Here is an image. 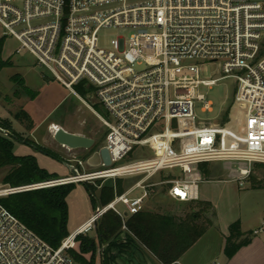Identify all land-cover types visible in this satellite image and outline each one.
<instances>
[{"label":"built area","instance_id":"built-area-1","mask_svg":"<svg viewBox=\"0 0 264 264\" xmlns=\"http://www.w3.org/2000/svg\"><path fill=\"white\" fill-rule=\"evenodd\" d=\"M0 25L4 38L19 42L16 54H31L100 120L112 161L78 178L0 188V200L73 183L136 180L56 249L0 202V264H76L69 252L77 238L110 211L123 221L142 212L157 175L167 174L162 183L171 200L191 204L200 201L201 165L240 166L233 173L240 187L254 165H264V0H0ZM106 30L118 35L102 43ZM4 46L0 71L8 61ZM214 64L222 76L206 79L202 68ZM227 79L243 115L239 130H177L176 122L201 121L197 105L213 111L201 91ZM80 84L92 90L89 98L76 93ZM137 150L151 157L121 164ZM136 190L143 195L131 198ZM261 236L264 222L251 233Z\"/></svg>","mask_w":264,"mask_h":264},{"label":"rangeland","instance_id":"rangeland-1","mask_svg":"<svg viewBox=\"0 0 264 264\" xmlns=\"http://www.w3.org/2000/svg\"><path fill=\"white\" fill-rule=\"evenodd\" d=\"M117 35V30H106L101 37V42H109L110 39ZM1 40L5 44L3 56L8 61L0 71V125L2 126L0 129L9 132V135L1 131L0 135L14 139V155H32L36 157L41 168L50 174L57 175L52 180L74 177L72 172L67 171L63 162L75 167L80 175L100 170L102 159L99 152L104 147L107 137V130L100 120L75 95L55 81L50 72L40 67L31 54L26 51L16 54V51L20 48L19 42L14 38H4V29L0 25V43ZM201 72L206 79H216L222 76L218 64L206 65ZM14 77H19L34 94L24 91L14 81ZM201 93L205 94L207 100L213 103V111L203 113V105H197L196 115L201 121L184 122L180 126L178 125L179 122H176L177 130L185 136L192 129L208 128L210 126H216L221 131L233 130V132H237L243 122V115L241 110L233 104L234 81L231 79L223 80L212 89H202ZM22 111L29 114L34 124L33 127L37 124L39 125L37 130L29 128L30 122H24L23 124L21 121L16 120L15 115L20 114ZM47 116L49 118L44 120ZM7 125L11 126L13 130L8 131L6 129ZM52 126L93 139L95 146L90 150L71 151L64 148L55 141L54 131L50 129ZM15 138H17V141H15ZM230 139L232 137H228V142ZM37 147L47 149L57 159L37 151L35 149ZM151 154L147 151L137 150L122 161L121 164L126 165L141 159H147L151 157ZM79 162H82L83 166H80ZM227 166V164L219 163L208 164L207 168L210 171V175H203V178L214 181H203L201 183L200 198L201 200L208 199L215 207V211L204 215L213 221L214 226L180 261L174 264H225L224 247L226 237L223 234L225 233L227 236L229 225L240 220L243 230L247 233L252 229L259 228L264 222V166L254 165L249 179L241 187L233 180L235 178L233 173L237 174L240 166L239 169L235 167L231 170H226ZM10 170V167L0 170V188H15L6 183L5 180L9 176ZM166 176L167 174L157 175L151 180L158 186L151 191L143 211L182 218H186L191 214L201 213L202 209L199 204H180L167 196L166 186L162 183ZM123 180L125 181L121 183V187L124 192L136 182L135 179L130 178ZM116 181L107 180L99 183L97 181L94 184H85L92 185L98 201L102 187L112 186L116 192L119 186L118 183L116 185ZM75 184L77 186L76 190L67 199L69 206L68 223L70 225L87 213L94 214L100 205L91 198V194L85 185L81 183ZM142 195V190H136L130 197L136 198ZM93 200L94 202H92ZM118 208L124 211L121 205ZM214 213H216V217ZM102 219L103 217L99 223ZM198 223L205 226L203 219H199ZM124 225L125 222L120 230L123 235L128 233ZM97 228L98 225L94 228L95 230L83 236L96 238ZM259 238L264 242V236ZM124 240L125 238L122 239V242ZM105 248L106 246L102 247L103 250ZM75 249H78L77 243ZM101 250L96 264H101ZM145 252L152 264H161L153 255L146 250Z\"/></svg>","mask_w":264,"mask_h":264},{"label":"trees","instance_id":"trees-1","mask_svg":"<svg viewBox=\"0 0 264 264\" xmlns=\"http://www.w3.org/2000/svg\"><path fill=\"white\" fill-rule=\"evenodd\" d=\"M3 44V40H1L0 51ZM5 63H2V67ZM13 79L24 91L34 94L19 77ZM75 90L84 98H89L92 94V90L86 88L83 84L77 86ZM15 118L23 124L24 122H30L29 128H34L29 114L25 111L15 115ZM0 128H2L1 125ZM6 129L8 131L13 130L9 125L6 126ZM15 141H17V138H15ZM13 149L14 139L0 135V170L11 168L10 174L5 180L12 187L42 183L57 177L56 174H50L41 168L36 157L32 155L16 156ZM35 149L51 158H55L45 148L37 147ZM207 166L208 164H204L199 167L201 175H210ZM258 166L263 167L264 165ZM123 181L125 180L118 179L116 181V185L119 184V189L117 188L116 192L112 186L102 187L98 201L92 185H83L91 194V198L105 207L114 200L116 194L121 195L124 193L121 187ZM76 188V184L73 183L17 193L1 199L0 202L34 233L56 249L70 235L68 231L69 206L67 199ZM191 204H199L202 211L201 213L188 215L186 218L142 211L128 216L126 221H123L121 217L110 211L103 216L102 221L98 224L96 238L79 236L76 240L78 249L70 250V256L76 264H96L100 250L103 246H106L101 256V259H103L101 264H116V260L121 258L122 255H127L130 259L145 250L161 264H174L180 261L214 226L213 221L204 216L214 211V207L210 203L198 201ZM199 219L204 220L205 226L198 223ZM124 222L128 233L124 234L125 240L122 242L123 234L120 230ZM251 243V233H244L241 221L238 220L229 226L224 255L228 260H231L242 248L249 246Z\"/></svg>","mask_w":264,"mask_h":264},{"label":"crops","instance_id":"crops-1","mask_svg":"<svg viewBox=\"0 0 264 264\" xmlns=\"http://www.w3.org/2000/svg\"><path fill=\"white\" fill-rule=\"evenodd\" d=\"M47 118H49V117L47 116L44 120H46ZM34 128L37 130L39 128V125L37 124ZM66 169H67V171L72 172V170L68 166H66ZM225 169L228 170L227 168H225ZM201 178L205 182L214 181V180H206V179H204L203 175H201ZM200 201L210 203L213 206V204L210 201H208V199L201 200V198H200ZM214 211H215V207H214ZM214 215L216 217V213H214ZM92 216H93V214L87 213L81 219H79L77 221H74V223L72 225H70L68 223V231H69V233L72 234L73 232H75L78 228H80L82 225H84ZM241 225H242V223H241ZM242 231L244 233H246L243 230V227H242ZM252 231H254V229L248 231L247 233L250 234V233H252ZM228 233H229V227H228ZM223 235L226 237L225 233ZM251 239H252V243L249 246L242 248L234 258H232L231 260H228L225 257V264H264V242L260 238L251 237ZM143 255H147L145 251H142L141 253L135 255V256H138L140 258V262H137L133 256L130 259H121V260H122L123 264H131V263H134V264H147L145 259H144V257H143Z\"/></svg>","mask_w":264,"mask_h":264},{"label":"water","instance_id":"water-1","mask_svg":"<svg viewBox=\"0 0 264 264\" xmlns=\"http://www.w3.org/2000/svg\"><path fill=\"white\" fill-rule=\"evenodd\" d=\"M0 131L5 133L6 135H9V132L3 131L1 129H0ZM54 139L59 145L63 146L64 148H67L71 151L80 150V149L90 150L95 146V141L93 139L87 138V137L82 136V135L69 133L60 127L57 130H55ZM99 154L101 156V159H102L104 166L110 167L112 164V161H111L110 154H109L107 148L103 147L100 150ZM63 163L72 170V174L74 175L75 178H78L80 176L79 172L77 171V169L75 167L70 166L65 162H63ZM122 237L125 238V235H122ZM101 252L103 253V249L101 250ZM122 257L124 259H129V257L127 255H122ZM143 257H144L147 264H152L147 255H143ZM134 258L137 262H140V258L138 256H134ZM116 264H123L122 260L120 258H118L116 260ZM131 264H134V263H131Z\"/></svg>","mask_w":264,"mask_h":264},{"label":"bare ground","instance_id":"bare-ground-1","mask_svg":"<svg viewBox=\"0 0 264 264\" xmlns=\"http://www.w3.org/2000/svg\"><path fill=\"white\" fill-rule=\"evenodd\" d=\"M59 127H57V126H52V128H51V130H53L54 132H55V130H57ZM52 131V132H53Z\"/></svg>","mask_w":264,"mask_h":264},{"label":"flooded vegetation","instance_id":"flooded-vegetation-1","mask_svg":"<svg viewBox=\"0 0 264 264\" xmlns=\"http://www.w3.org/2000/svg\"><path fill=\"white\" fill-rule=\"evenodd\" d=\"M97 230V229H96ZM120 259H124L123 257H121ZM103 260V259H102Z\"/></svg>","mask_w":264,"mask_h":264}]
</instances>
